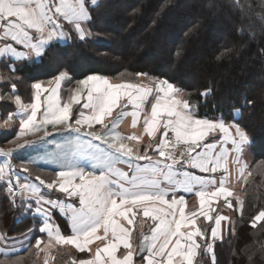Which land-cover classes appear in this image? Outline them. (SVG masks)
Returning a JSON list of instances; mask_svg holds the SVG:
<instances>
[{"label": "snow or ice", "instance_id": "6c2138e0", "mask_svg": "<svg viewBox=\"0 0 264 264\" xmlns=\"http://www.w3.org/2000/svg\"><path fill=\"white\" fill-rule=\"evenodd\" d=\"M96 4L0 0V57L40 56L49 41L66 35L65 29L84 40ZM134 75L110 80L90 74L65 95L62 82L71 81L61 71L46 84H31L30 103L15 96L19 131L14 149H0L5 157L0 181L6 182L14 202L19 197L28 211L35 208L39 232L47 237H35L36 249L47 253L54 246H72L83 256L71 264H199L196 258L208 253L215 264L214 245L227 226L222 222L230 224L217 202L232 208L235 199L237 207H243L230 189L228 173L231 160L239 178L246 179L248 166L240 153L248 137L239 123H228L223 116L198 117L183 90L168 79ZM129 116L131 126L139 124L141 131L124 135L117 127ZM54 136L60 139H48ZM38 141L49 145L38 159L59 170H53L50 179L36 175V183L31 170L37 160L22 161L17 171L12 157L16 149ZM257 167L264 174V164ZM20 172L28 174L24 182ZM185 194L194 197L191 205ZM57 212L67 221L68 233L56 223ZM146 221L151 222L147 231ZM258 221H264V209L252 217L251 226ZM16 243L0 234V264H22L17 253L23 248ZM19 243L32 241L25 237Z\"/></svg>", "mask_w": 264, "mask_h": 264}, {"label": "trees", "instance_id": "16d2710c", "mask_svg": "<svg viewBox=\"0 0 264 264\" xmlns=\"http://www.w3.org/2000/svg\"><path fill=\"white\" fill-rule=\"evenodd\" d=\"M87 25L84 40L72 34L38 60L15 65L25 77L20 87L64 71L71 81L62 84L66 95L90 74L135 79L146 73L183 90L199 115L239 123L250 157L243 207L215 242V264H264V221L251 226L264 209V174L257 167L264 164V0H97ZM15 133H0V145L13 143ZM17 211L0 195L1 232L18 235L37 226L31 217L16 220ZM196 259L213 264L212 253Z\"/></svg>", "mask_w": 264, "mask_h": 264}, {"label": "crops", "instance_id": "0c3cea01", "mask_svg": "<svg viewBox=\"0 0 264 264\" xmlns=\"http://www.w3.org/2000/svg\"><path fill=\"white\" fill-rule=\"evenodd\" d=\"M65 31H66V35L64 37L54 38L52 41H49L45 45V48L47 46H49L50 44H53V43H66L67 41H69L71 38V35L74 34V32H69V31H67V29H65ZM86 32L88 35L89 34V28H88L87 22H86ZM16 47L18 50H21V51L24 50L22 48V46H16ZM40 56H36L34 53H32V54H30L26 57L20 58V59H16L15 57H11V58L10 57H0V133H9L12 130H14L16 132L15 137L17 136V133L19 131V126H18L19 125V115H18L19 107L15 104V96H19L23 103H30L31 97L34 93V90L31 88V84L36 83V82L46 84L48 81V80H39V81L31 82L30 84L28 83L27 86L20 87L22 81H25L24 80L25 77L15 73V70L14 71L12 70L13 66L15 67V65H21L22 63H24L26 61L31 62V61L38 60L40 58ZM2 63L6 64L5 70L2 69ZM96 75H98V74H96ZM107 78H109L110 80H119V79H114V78H110V77H107ZM63 83L64 82H62V84ZM13 84L15 85L14 88H13ZM61 88H62V85H61ZM192 110L200 118L213 119V120L219 119V117L209 118L206 116H201L194 109H192ZM10 116L12 117V120H10L7 125H5V120L8 119V117H10ZM227 122L228 123H236V121H234V120L227 121ZM117 130L120 131L124 135H128V134H132L133 132L141 131V127L138 124L137 127L134 129L131 126V117L129 116V117H124L120 121V123L118 124ZM26 139L35 140L36 138L35 137L33 138V136H28V137H26ZM48 139L49 140H53V139L59 140L60 137L54 136V137H49ZM146 140H147V138H145V142H146ZM21 143H23V141H21ZM48 147H49L48 144H44V143L38 141L37 143H35L33 145H30V146L26 145L23 148L16 149L14 151L13 157H12V162L14 163L16 170L20 171V163L22 161H27L30 159L31 160H37V165H33L32 170H31L32 181L36 182L34 180L36 175H41L45 179H50L51 178L50 173L53 170H59V169L49 161H40L38 159L39 154L42 153L43 151H45ZM248 147H249V138H248L247 144H245L243 146L242 151L240 153L242 162L244 164H246L247 166H248L249 160H250ZM9 148L14 149L15 144L12 143L11 145H9V147L6 145L5 146L0 145V149H9ZM4 159H5V157L0 156V162H2ZM26 175H28V174L20 172L21 182H24L23 177H25ZM220 175H221V173L216 174L217 180H219ZM228 176H229L228 184L230 186V189L238 195L240 193V191H242L243 183L246 181V179L248 177V167L244 173V176L246 179H240L239 178L240 173L238 171V166L234 165L230 160L229 161ZM36 183H38V182H36ZM241 185H242V187H241ZM43 191L45 192L46 195H51V196L55 195L53 193H49L46 189H43ZM0 195L7 197L9 204L18 209L16 220H21L22 218L31 217L32 219H34V221L38 222L37 226H32L28 231H26L22 234H18V235L6 234V233L0 231V234H6L8 237L14 238L16 241H18V243H16V245H15L16 248H18V249L21 247L23 248V251H20L17 253V255L21 258L22 264H71V261L74 257L78 258V257L83 256V254L78 253L72 246H59V245L54 246V247L50 248L47 251V253L42 252V251H38L35 247V238H33V236H35V237L41 236L42 239H44V240H46L47 237H46V234H41L39 232V228L42 225L40 222V218L37 217V215L35 213V208L33 207L32 211H28L27 207H25L21 203L19 197H16L15 202H14V198H13L11 192L9 191V189L6 187L5 181H0ZM185 195L189 201V204L191 205L193 203L194 197L189 195V194H185ZM217 203H218V205L221 206L220 207V214H222V215H227L228 217H230L231 210H232L233 214L236 211H238V210H236L237 205H236L235 199L232 200V204H233L232 208L222 206L223 205L222 201H219ZM230 219H231V217H230ZM55 221H56V223H58L60 225V227L64 233L69 232V225L67 224V221L65 219H63L62 217H60L58 212L55 216ZM150 223H151L150 221L145 222V231H147V226ZM208 223L211 224L212 222L209 221ZM138 225H139V221H137V224L135 226L136 229H138ZM222 225H227L226 227L223 228V231H222V238H224L227 234L228 227L230 224H228V222H222ZM25 237H28L31 239V241H32L31 245H29L27 243H23V244L19 243V242L24 241ZM13 258H15V257H13ZM2 259H4L3 256H2Z\"/></svg>", "mask_w": 264, "mask_h": 264}, {"label": "rangeland", "instance_id": "374dc122", "mask_svg": "<svg viewBox=\"0 0 264 264\" xmlns=\"http://www.w3.org/2000/svg\"><path fill=\"white\" fill-rule=\"evenodd\" d=\"M234 114H235V116L237 117L238 116V114H239V110L238 109H236L235 111H234ZM34 138V137H33ZM12 144V143H11ZM11 144H8V145H6V146H8L9 147V145H11ZM245 183V182H244ZM243 183V184H244ZM241 187H242V185H241ZM238 196L242 199L243 198V193H242V191H240V193L238 194ZM236 210H240V208H236ZM233 216H234V214H233V212H232V210H231V215H230V217H231V219H230V223H231V221H232V219H233ZM229 217V218H230ZM229 224V223H228Z\"/></svg>", "mask_w": 264, "mask_h": 264}]
</instances>
